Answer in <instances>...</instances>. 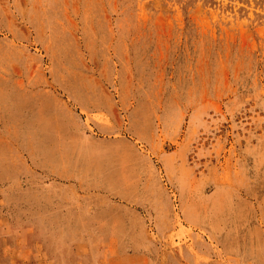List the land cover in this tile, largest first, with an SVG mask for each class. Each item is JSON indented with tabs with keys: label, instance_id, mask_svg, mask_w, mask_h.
Returning a JSON list of instances; mask_svg holds the SVG:
<instances>
[{
	"label": "rangeland",
	"instance_id": "rangeland-1",
	"mask_svg": "<svg viewBox=\"0 0 264 264\" xmlns=\"http://www.w3.org/2000/svg\"><path fill=\"white\" fill-rule=\"evenodd\" d=\"M15 61L0 264H264V0H0Z\"/></svg>",
	"mask_w": 264,
	"mask_h": 264
},
{
	"label": "crops",
	"instance_id": "crops-1",
	"mask_svg": "<svg viewBox=\"0 0 264 264\" xmlns=\"http://www.w3.org/2000/svg\"><path fill=\"white\" fill-rule=\"evenodd\" d=\"M21 66L26 68L25 65H23V62L19 63V62L15 61L14 65L13 64L8 65V67L10 69V74L13 77H5L4 86H3V88H0L1 92L5 93V92H8V91H12V92L18 93L20 91V93H21V91L23 90L22 89L23 76H21V75L19 76L18 73H17V72L20 71V68H22ZM1 104H3V103H1V101H0V111L2 109V105ZM13 109H15V105H14ZM2 113L4 114V110H2ZM13 113H14V111H13ZM32 163H34L33 160H32ZM0 164H1V166L3 164V160H2V156L1 155H0ZM64 167L65 166H61V167H58L56 169V171L55 170H52V171L53 172H57L58 175L64 177L67 174V169H65L66 167L65 168ZM3 173H4V170L0 168V175L3 174ZM104 182L105 183L102 184L103 185L102 188H99V189L94 188V189H92L91 192L92 193L96 192L95 194L102 195L104 197L105 196L108 197L107 195H110V196L111 195H115L116 194L115 190H113L112 187L108 186L109 182H107L106 179H104ZM102 190L107 191L109 194H107V192H103ZM103 202L112 203L113 201H111V199L108 198L106 201H105V199H103ZM86 214H87V212H86ZM108 218H109V216H106V217L105 216L104 217H98L97 216L96 219H93V220H89V219L88 220L87 219L86 220H78L79 224H77L76 226H79V227H87L88 226V227H95V228L96 227L112 228V227L116 226L115 221L113 219H111V218H109V219ZM86 221L87 222H93V223L88 224V223H85ZM129 221L130 220H125L124 223H122V226H125V227H128V228L129 227H134L135 225L134 224H130ZM63 222H65V221H63ZM82 222H84V223H82ZM64 226H65V224H64Z\"/></svg>",
	"mask_w": 264,
	"mask_h": 264
}]
</instances>
